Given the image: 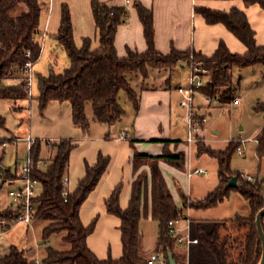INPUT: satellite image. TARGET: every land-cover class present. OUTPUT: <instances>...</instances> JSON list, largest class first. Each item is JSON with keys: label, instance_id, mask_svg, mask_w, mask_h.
Instances as JSON below:
<instances>
[{"label": "trees", "instance_id": "obj_1", "mask_svg": "<svg viewBox=\"0 0 264 264\" xmlns=\"http://www.w3.org/2000/svg\"><path fill=\"white\" fill-rule=\"evenodd\" d=\"M243 1L247 6L258 5L264 10V0ZM47 6L48 3L39 0H0V100L8 101L13 112L21 110L19 103L30 98L29 78L21 69L29 62L34 67L41 57L40 24L42 12ZM135 9L144 29L147 49L145 52L129 49L125 57H120L115 47V38L119 26L128 18V12L124 8L109 7L99 0L91 1L99 39V47L92 49L90 38H84L81 47L76 45L70 10L68 6H62L56 40L66 52L69 66L61 73L52 71L48 75H37L38 95L35 100L41 114L52 102H68L72 108L74 125L81 127L84 133L89 131L92 120L97 124L114 126L125 114L119 102L121 92L126 94L136 112L139 110L140 94L133 85L134 80L138 77L146 80L149 71L156 69L169 70L173 74L178 64L188 61L190 57L193 58L194 66L209 72L199 93L220 106L229 105L236 99L240 84V79L235 80L236 72L260 67L264 82V45L257 44L255 32L244 11L237 8L228 12L206 7L195 8L196 14L208 25L224 26L246 47L244 54H238L231 52L221 42L211 56H206L195 50L172 49L167 55L158 52L154 44L153 11L140 2L135 4ZM171 79L172 77L166 79V87L171 84ZM256 110L264 114V101L257 104ZM5 127L6 119L0 116V128ZM4 140L7 139H0L2 153L6 149L1 147ZM76 147L77 143L72 139H61L52 144L36 139L29 150L30 175L37 180L41 189L34 200L36 211L33 222L48 223L42 231L45 242L53 235H61L62 241L69 246L65 251L46 247L41 264H148L152 255L148 257L144 253L143 234L140 230L141 220L148 217L159 224L153 255L161 256L164 264H170V254L176 264H186V253L179 249L176 238L170 234L169 222L177 220L180 214L185 216L183 209H187L188 205L194 210L212 209L229 199L233 192L247 201L250 215L216 222L210 232L198 226L199 240L214 254L217 264L260 263L263 248L256 226V215L264 208V181H244L239 173L231 169L232 157L237 152L231 145L224 151L197 146L199 155L207 154L218 160L219 183L201 200H191L179 191L183 209L177 207L156 163L166 160L182 168L184 155H134V173L137 174L143 164L150 162V175L143 172L137 174L126 209L120 206L122 184L106 200L108 214L117 217L121 223L122 255L119 259L96 257L88 247L87 240L94 232L98 218L89 226H84L80 218L81 208L106 174L110 158L99 154L93 166L86 164L85 176L79 181L75 191L71 192L69 189L68 196L63 195V181L68 177L70 156ZM44 148H49L50 151L47 161L41 157ZM257 153L259 158L264 157V130L258 138ZM2 159L0 158V188L17 180V176L3 166ZM233 177L238 178L236 187L229 186ZM16 218L17 209L10 204L0 211V228L3 231L9 229L10 223L16 222ZM262 226L264 230V218ZM0 264L37 263L25 251L11 247L8 254L0 255Z\"/></svg>", "mask_w": 264, "mask_h": 264}, {"label": "crops", "instance_id": "obj_2", "mask_svg": "<svg viewBox=\"0 0 264 264\" xmlns=\"http://www.w3.org/2000/svg\"><path fill=\"white\" fill-rule=\"evenodd\" d=\"M91 1L92 0H50L48 6L44 8L41 16V34L39 36V41L42 45V57L49 47L62 48L56 40V35L60 28L61 10L63 5L68 6L70 10L76 45L81 47L82 40L84 38H90L92 40V49H97L99 47L98 33L91 10ZM99 1L107 4L109 7L124 8L128 12V18L119 26L115 38V47L120 57H125L129 49L138 52H145L147 49V44L144 37V29L135 9V4L137 2H140L144 7L153 11L154 44L156 50L164 55L169 54L172 49H176L178 51L195 50L196 52H201L206 56H211L217 50L221 42H224L228 49L233 53L244 54L246 52L245 45L242 44L224 26L208 25L200 15L196 14L195 8L197 7H206L212 10L224 12H228L233 8L244 11L247 15L251 28L255 32L257 44L264 45V10L258 5L247 6L243 0ZM254 68L259 69L260 80L254 81L253 86L258 88L262 86L264 87V82L261 79V68ZM254 68H251L253 69V72ZM245 70L235 73V78L237 80L240 79V84L244 79L243 74ZM142 83L144 84L145 82ZM240 84L238 87L239 89ZM238 92L239 90H237L235 98L240 99V104L235 107H239L242 102ZM31 100H33V98H29L28 100L19 103L22 109L18 112H13L11 109V104L9 103L7 105L9 106V113L11 112L14 115H19L23 111L30 109L32 106ZM263 101L264 100L258 99L253 106V110L256 115H262L264 117L262 112L256 110L257 104ZM171 103L172 95L170 91L162 92L155 91L149 87L143 88L140 94V107L136 112L133 125L121 128L117 134L110 129L113 126H108L109 129H107V131H102L97 136L92 135L93 133L91 126L89 131L84 133L81 127L74 125L72 120V108L68 102L62 104L58 102H52L49 104L43 114L40 113V116L45 118V113L47 111L52 109L55 110L57 113L55 118L58 119L57 122L60 124L58 125L55 136L52 135V137H47L45 134H42V136H40L42 138L35 139H42L41 141L72 139L77 143V147L72 151L70 156V166L68 171L69 189L71 192L75 191L79 181L85 176L86 164L93 166L97 162L99 154L110 158V164L106 174L103 176L96 189L90 194L80 211V218L84 226H89L95 218H98L96 228L94 232L88 237L87 243L90 250L99 259H107L108 257L119 259L122 255L120 231L121 223L117 217L108 214L106 209V200L111 196L114 189L122 184L120 206L122 209H126L131 196L132 184L136 180L137 174L143 172L150 175V162L143 164L137 174L134 173L132 162L136 153L146 156H160L164 153L170 154L172 156H177L179 154L184 155L182 168H179L166 160H159L156 163V165L161 170L173 197L174 193L172 191V180L170 181V173L175 175L176 173L178 174L181 171H185L187 179L190 180L191 178H188V169H201L195 168L191 164L192 155L190 154V150H188V148L190 149L191 146H189L186 141L183 143L185 145L180 144V140L171 136ZM28 104L29 108H27ZM210 109H207L206 106H202L200 111H210ZM198 110L199 109L196 108V111ZM27 115H25L23 121H25L26 118L30 116L29 114ZM0 116L2 115L0 114ZM163 127L167 128V130L164 128L165 132L162 131ZM0 129L7 130L6 127ZM159 129L163 134L159 133ZM263 130L264 123L259 127L255 137V142L257 144L256 157L260 162L259 171L255 176L248 173L252 175L258 182L264 181V157L259 158L257 153L258 138ZM214 134H216V132H214ZM7 135L1 136L0 139L8 140L15 137H20L16 136L15 134H9V136ZM123 135L124 138L122 137ZM171 141L180 142L172 143ZM182 146L185 147L182 148ZM195 146L192 145V151H194ZM44 150L47 152L45 158L47 159L50 155V152L47 148H44ZM245 153L242 156H245ZM261 171L263 174L262 177H259ZM17 174L18 171H16L14 175L17 176ZM177 181L176 178H174V185L176 188L175 190H177L178 194L180 195V192L182 191ZM9 185L20 186L17 181ZM262 195L264 198V186ZM188 197L192 200H201L205 197V195L196 199H193L191 196ZM243 200L245 203H243L244 210L242 213H245L246 211L247 215L236 213L232 218H218L211 222L190 218L189 214L190 212L192 214L194 209H187V212H183V214L189 220L191 234L195 238L199 239L197 232L198 226H201L207 232H210L216 222L230 220L236 216L248 217L251 212L250 207L244 198ZM185 221L187 222V220ZM0 246L3 248V243L0 242ZM179 249L186 253V264H189V259L191 258L192 254L197 256V258H200L199 256L208 258L209 252H211L201 244L200 240L198 244L191 246L189 249L181 246H179Z\"/></svg>", "mask_w": 264, "mask_h": 264}, {"label": "rangeland", "instance_id": "obj_3", "mask_svg": "<svg viewBox=\"0 0 264 264\" xmlns=\"http://www.w3.org/2000/svg\"><path fill=\"white\" fill-rule=\"evenodd\" d=\"M192 61V57H190L188 61H181L175 68L173 74H171V71L169 70H150L146 80L142 77H138L133 81V85L139 94H141L143 88L147 87L155 91L171 92V136L180 140V144H183L188 137V126L186 123V110L179 106L183 97L177 89L180 86L188 88L190 70L194 67ZM68 66L69 60L63 48H47L46 53L43 57L41 56L32 71L33 83L30 99L33 98V100H31V108L23 111L19 115H14L11 112L9 113V106H7L9 102L0 100V114L6 118L7 129H0V137L6 136L7 134V136H9V134H15L20 137L31 136L35 139L42 138L40 137L42 134H45L47 137L56 135L60 123H58V119L55 118V115L57 114L55 110L52 109L47 111L45 113V118L40 116L38 104L35 100V97L38 95L36 78L38 74L48 75L52 71L55 73H61ZM200 70L203 71L201 68ZM259 74L260 72L258 68H254V72L251 68L244 71V79L241 81L240 89L238 88V95H240L242 100L239 107L232 106L231 103L226 106H220L214 102L207 104L202 95L199 93L195 95L196 108L199 109L196 113L202 120H204L203 134L201 140L196 146L193 145L195 146L194 151H192V146L190 149L188 148V150H190V154L192 155L191 164L193 167L203 169L207 172V175H195L188 180L185 171H181L175 175L170 173L172 191L174 193L175 203L179 209H183V203L181 196L178 194L177 190H175L174 178H176V181L178 180L177 182L181 187L182 193L187 197L191 196L193 199L200 198L203 195L206 196L218 185V160L207 154L199 155L197 148L198 145L213 151H224L228 148V143L230 141L229 145H231L236 152L237 147L240 145L238 141L245 142V156H241L236 152L231 160V169L240 174L250 173L255 176L256 173H258L260 162L256 157L257 144L255 142V137L259 127L264 123V117L262 115H256L253 106L258 99L264 100V87H255L253 86V82L260 80ZM169 77H172L171 84L169 87H166L165 80ZM141 79L147 84H143ZM235 80L237 79L235 78ZM205 81H207V78ZM119 102L123 106L125 114L120 122L110 128L116 134L121 128L132 126L136 117V110L124 92L120 93ZM200 104L206 106L207 109L211 108L210 111H200V108L202 107ZM27 108H29V104L27 105ZM27 114L30 116L23 121ZM89 117L92 120L91 113H89ZM166 127L162 128L163 132H165L164 128ZM107 129H109L107 125L97 124L92 120L91 130L93 136H97L102 131H107ZM162 131L159 129L160 134ZM214 132H216V134H214ZM46 142L52 144L55 141L46 140ZM184 147L185 146H182V148ZM47 149L49 151V148ZM46 153L47 152L44 149L41 152V157L44 161H47L49 158L45 159L47 155ZM28 155V148L22 142L16 147L9 145L4 150V153L0 151V158H3V166L10 169L14 174L21 169V166L26 162ZM262 174L263 172L261 171L259 177H262ZM137 178L138 175L136 176V179ZM18 186L19 185L4 184L3 187L0 188V211L6 209L11 204V198L8 195L9 190L11 188H17ZM37 193H41L40 187H38ZM243 203H245L243 198L238 193L233 192L229 199L225 200L217 207L207 210H193L192 214L190 212L189 216L196 220H206L211 222L218 218H232L236 213L247 215L246 211L245 213H242L244 210ZM187 209H190L189 205ZM187 209H183V212H187ZM10 224V228L5 229L4 232L0 229V242L3 243V248L0 246V255L4 256L10 252L11 247H16L19 250L25 251L29 258L41 261L45 256L46 247H52L60 251L69 249V246L62 241L61 235H53L48 242L43 240L42 231L48 224L46 222L34 221L30 225L22 222H11ZM187 225L188 223L185 220L180 221L178 225L180 233L184 231ZM158 227V222L152 220L150 217L141 220L140 230L143 234L144 253L148 257L153 255L155 251ZM199 257L200 258H197V256L192 254L189 259V264H216L215 256L212 252H209L208 258Z\"/></svg>", "mask_w": 264, "mask_h": 264}, {"label": "built area", "instance_id": "obj_4", "mask_svg": "<svg viewBox=\"0 0 264 264\" xmlns=\"http://www.w3.org/2000/svg\"><path fill=\"white\" fill-rule=\"evenodd\" d=\"M39 1L42 3L50 2V0H39ZM29 55L30 53H28V56ZM200 68L194 66L190 70L188 88H183L180 86L177 89L178 92L183 97L179 105L180 107L186 110V123L188 126V137L186 139V142L189 146L196 145L201 140L203 134L204 120H202L196 113L195 95L199 93V89L205 85L206 82L205 79L207 78V74L209 75V72H207L203 68H201L203 69V71H201ZM32 69H33V65L30 62L27 63L24 66V68L21 69L23 73L28 75L30 88L32 87V83H33ZM30 97H31V92H30ZM203 97L205 99V103L207 104L212 102L216 103L215 101H212L210 98H207L205 96ZM239 104H240L239 98H236L231 103L232 106H237ZM122 137L124 138V135ZM21 142L26 145L29 151L31 146L36 142V139H34L31 136L15 137L13 139L4 140L1 144V147L7 148L9 145L17 146ZM238 143L240 145L237 147L236 151L239 155L242 156L245 153V148H244L245 142L238 141ZM30 174H31V164L29 159L27 158L26 162L21 166V169L18 170L16 181L20 184V186L17 188H11L8 192V195L11 198V204L14 205L17 209L16 222H22L27 225H30L33 222V217L36 211L34 206V200L38 196L37 189L39 187L37 180L33 179ZM205 174H207V172L204 171L203 169H192V168L188 169L189 179L195 175H205ZM240 177L244 181L250 183L256 182V179L248 173H242L240 174ZM63 186L65 188L63 195L64 197H67L69 194L68 177L64 179ZM181 220H187L188 223V225L186 226V228L182 233H180V229L178 228V223ZM190 229L191 227L188 218H186V216H183L181 214L179 215V218L177 220L169 222L170 234L176 238V242L179 246L184 247L186 249H189L191 246L199 243V239L195 238L191 234ZM36 263L41 264V261L36 259ZM148 264H164V261L161 256L152 255L148 261Z\"/></svg>", "mask_w": 264, "mask_h": 264}, {"label": "water", "instance_id": "obj_5", "mask_svg": "<svg viewBox=\"0 0 264 264\" xmlns=\"http://www.w3.org/2000/svg\"><path fill=\"white\" fill-rule=\"evenodd\" d=\"M1 68V65H0ZM238 185V178L237 177H233L232 180L229 182V186L230 187H236ZM264 218V208L256 215V226H257V230H258V234L259 237L261 239L262 242V248H263V254H262V258L259 264H264V230H263V226H262V219ZM169 263L170 264H176V262L174 261L172 255H169Z\"/></svg>", "mask_w": 264, "mask_h": 264}]
</instances>
